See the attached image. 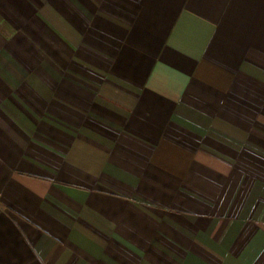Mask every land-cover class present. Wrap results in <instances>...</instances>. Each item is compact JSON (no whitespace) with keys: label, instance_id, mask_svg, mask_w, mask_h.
<instances>
[{"label":"crops","instance_id":"crops-1","mask_svg":"<svg viewBox=\"0 0 264 264\" xmlns=\"http://www.w3.org/2000/svg\"><path fill=\"white\" fill-rule=\"evenodd\" d=\"M0 264H264V0H0Z\"/></svg>","mask_w":264,"mask_h":264}]
</instances>
